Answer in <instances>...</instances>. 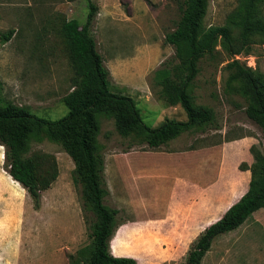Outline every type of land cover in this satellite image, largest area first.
Here are the masks:
<instances>
[{"label": "rangeland", "instance_id": "rangeland-1", "mask_svg": "<svg viewBox=\"0 0 264 264\" xmlns=\"http://www.w3.org/2000/svg\"><path fill=\"white\" fill-rule=\"evenodd\" d=\"M91 1L97 7L93 22L97 49L111 73L118 71L115 56L127 59L136 53L134 57H138L134 44L157 47L153 57L148 54L143 57L144 64L135 65L137 74L144 68L143 81L147 85L141 92L144 96L136 102L143 122L154 127L165 118L186 120L178 104H164L154 78V71L174 58L173 46L164 42L165 33L174 28L179 18L174 0ZM208 3L204 23L221 25L237 0ZM86 14L87 0H15L0 6V36L12 30L7 41L0 40V105L11 101L49 120L67 114L61 98L72 89L73 70L60 24L71 18L84 22ZM122 27L126 29L121 31ZM217 49L214 57L200 61L192 95L196 104L213 109L214 124L219 129L211 128L212 124L210 128L183 132L166 145L150 149L144 143L121 137L112 118L99 117L98 140L103 146L109 190L105 202L124 212L118 214H124V223L110 241L116 256L132 257L136 264H184L190 246L214 217L201 221L194 207L188 208L186 216H178L177 209L183 212L191 205H184L180 196L190 192L186 190L188 183L198 176L187 168L185 171L182 163L167 160V152L202 147L208 155L219 157L233 151L240 163H247V155L251 163L250 146L262 149L264 145V131L247 117L244 99L225 85L230 72L225 68L228 58L220 46ZM236 59L264 79V42L256 38L249 53H240ZM109 89L130 96L127 88L122 89L113 80ZM248 140L253 143L246 147ZM224 142L232 144L214 147ZM35 150L52 154L58 172L51 186L41 193L38 208L26 190L7 177L4 147L0 145V264H71L78 250L90 242L79 186L72 180L74 164L62 147L44 134L30 141L28 151ZM149 161L153 162L150 172L140 175L136 170L120 169L125 164L146 166ZM239 164L234 168L226 163L214 167L208 163L202 176V182L209 186L204 195L209 199L220 197L232 176L238 177ZM166 166L173 171L166 172ZM175 168L183 171L182 177L186 175L181 187ZM201 264H264V207L238 228L216 237Z\"/></svg>", "mask_w": 264, "mask_h": 264}, {"label": "trees", "instance_id": "trees-1", "mask_svg": "<svg viewBox=\"0 0 264 264\" xmlns=\"http://www.w3.org/2000/svg\"><path fill=\"white\" fill-rule=\"evenodd\" d=\"M179 18L174 28L164 35V42L174 48V58L163 62L154 71L159 97L169 106L179 105L186 120L165 118L157 126L143 122L140 109L128 95L109 89L110 73L96 45L93 22L97 7L87 0L84 22L77 18L63 19L60 32L65 39L73 70L72 89L61 101L67 114L56 120L37 117L27 107L11 101L0 105V145L4 147L3 168L29 194L35 208L40 206L41 193L55 181L58 172L55 157L43 151L29 152L32 139L45 135L57 142L71 158L72 180L79 186L90 242L78 250L71 264H136L127 256H115L110 241L124 223V214L106 202L103 146L98 140L99 117L112 118L116 132L150 149L166 145L183 132L198 128L219 129L214 124L213 109L196 104L192 86L199 72V63L214 57L217 46L223 50L229 69L226 86L244 99L245 113L264 131V79L236 59L249 53L257 38L264 42V0H237L221 25L204 23L208 0H174ZM12 30L0 36L9 39ZM250 164L241 162L240 170H249L246 191L232 203L222 216L209 224L190 246L184 264H201L213 240L242 225L252 214L264 207V145H251Z\"/></svg>", "mask_w": 264, "mask_h": 264}, {"label": "crops", "instance_id": "crops-1", "mask_svg": "<svg viewBox=\"0 0 264 264\" xmlns=\"http://www.w3.org/2000/svg\"><path fill=\"white\" fill-rule=\"evenodd\" d=\"M12 1H15V0H0V6H2L5 2L9 3ZM125 29H126L125 27H122L121 31H124ZM146 46L147 47L143 46V44L142 45L134 44L133 49L135 50V52H138L139 54L138 57H134L136 56V53L135 55L127 59L122 58V56L120 55L115 56L114 62H117L116 63V67L118 69V71H116L117 74L111 73L112 71L109 69L111 71V72L109 71L110 76H111V81L113 80L115 84H117V86H120L122 89L127 88V90H129L128 92L131 98L135 102H138V100L141 99L140 97L144 96L141 92L145 90L147 87V85L145 86L146 82L143 81L144 74H145L144 68H142L139 71V74H137L135 73V70H136L135 65L144 64V59H143L144 56H147L149 54L151 55L150 57H153V55H155L158 52L156 46L154 48H151V47L148 48V45ZM149 63H152V62L149 61ZM248 141H249L248 142L249 144L248 143L245 144L246 147L248 145H251V143H253V142H250L251 140H248ZM231 144L232 143L230 142H224L223 145H220V146L216 145L214 147L217 149L219 147L228 146ZM165 155L168 157L166 159L170 160V162L171 161L177 162V164L182 163L183 165L182 168H185V171L189 169L193 171L195 175L198 176L197 179H195L193 182L190 181L192 184L188 183V187L186 188V190H190V192H186L184 194L185 197L184 195L180 196L181 200H184L185 202L183 203L184 205H186L187 203H190L191 205H188V207L185 208L183 212H180L177 209L176 212L179 213L178 216H180V213L185 214L186 216L188 208L194 207L197 210L196 215L200 217L199 220L205 221L209 217L214 216L215 219L213 217V219H211L209 224L213 223L215 220L219 219L222 216V214L226 211V209L232 203L236 202L247 189L248 180L250 178L249 176L250 172L247 169L246 170L238 169V172H237L238 177H235V174L232 176L228 187L226 188L225 191L222 192V195H220V197L215 196L214 198L209 199L206 195H204L205 191L207 190L209 186L207 185V182H202L203 181L202 176L207 170L208 163H210L213 167L217 166L218 164L220 165V163L221 164L226 163L229 166L235 168V166L240 163V160L237 158L238 155L233 151H229V153L222 154L221 156L218 157L216 154L208 155L206 149L199 147V148H194V149L191 148L188 151H185L182 153L181 152H170V153L167 152ZM245 161H247V163L249 164L251 161V156L247 155V157L245 158ZM152 163H153L152 161L151 162L149 161V163L147 162L148 166H150L151 164L149 169L146 167L147 165L143 166V164L135 165L134 167L125 164L123 165V167H120V169H124L127 171L129 169L130 172H132L133 170L134 171L136 170L137 174L140 175L141 172H146V171L150 172L149 170L153 165ZM167 167L168 166H166L165 168L166 172L170 173L171 171H173L172 168L170 167L167 168ZM182 172H179L178 168L174 169V173H176V175L178 174V176L181 178V180L179 179L180 187L182 186L181 181H183V177L185 175V173H183V177H182ZM6 175L7 177L11 178V176L8 173H6ZM187 195L189 196V198H187ZM235 195H239V196L235 198L234 197ZM174 197L175 195L173 191V195L171 197L173 204H175ZM114 255L116 256V254Z\"/></svg>", "mask_w": 264, "mask_h": 264}]
</instances>
